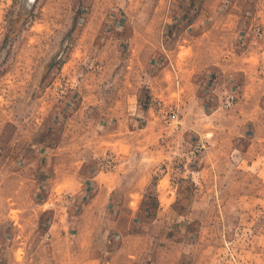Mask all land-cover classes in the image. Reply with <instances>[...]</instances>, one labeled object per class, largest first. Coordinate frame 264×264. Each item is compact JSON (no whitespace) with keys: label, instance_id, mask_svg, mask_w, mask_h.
Masks as SVG:
<instances>
[{"label":"rangeland","instance_id":"obj_1","mask_svg":"<svg viewBox=\"0 0 264 264\" xmlns=\"http://www.w3.org/2000/svg\"><path fill=\"white\" fill-rule=\"evenodd\" d=\"M240 63L264 0H0V264H264Z\"/></svg>","mask_w":264,"mask_h":264},{"label":"crops","instance_id":"obj_2","mask_svg":"<svg viewBox=\"0 0 264 264\" xmlns=\"http://www.w3.org/2000/svg\"><path fill=\"white\" fill-rule=\"evenodd\" d=\"M207 33H203L201 38H204ZM208 61L204 60V63L206 65V68L208 67L209 70L212 69L214 71H217L218 68L216 66H219V70L217 71L219 74L222 73V57L218 58V61H215L212 57H207ZM239 67H235L233 72H239L243 73L246 72L247 76H249V79L244 83V80L237 83L236 81V87L238 89V98H240V101L242 102L244 98H252L256 99L262 96L264 94V78L263 79H254V76L252 74H258L257 71L259 69V66L255 67L252 64H243L240 63ZM249 74V75H248ZM222 75V74H221ZM242 75V74H241ZM258 76V75H256ZM261 77V76H260ZM259 77V78H260ZM242 97V98H241Z\"/></svg>","mask_w":264,"mask_h":264}]
</instances>
